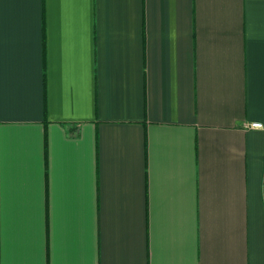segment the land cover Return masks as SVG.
<instances>
[{
  "label": "crops",
  "instance_id": "1",
  "mask_svg": "<svg viewBox=\"0 0 264 264\" xmlns=\"http://www.w3.org/2000/svg\"><path fill=\"white\" fill-rule=\"evenodd\" d=\"M0 264H264V0H0Z\"/></svg>",
  "mask_w": 264,
  "mask_h": 264
},
{
  "label": "built area",
  "instance_id": "2",
  "mask_svg": "<svg viewBox=\"0 0 264 264\" xmlns=\"http://www.w3.org/2000/svg\"><path fill=\"white\" fill-rule=\"evenodd\" d=\"M247 128H251V129H262L263 128V124L261 122H250L247 125Z\"/></svg>",
  "mask_w": 264,
  "mask_h": 264
}]
</instances>
